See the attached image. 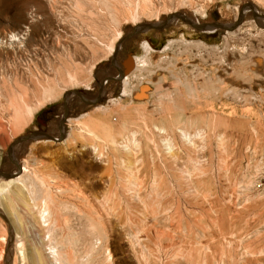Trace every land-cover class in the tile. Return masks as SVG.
Listing matches in <instances>:
<instances>
[{
  "label": "rangeland",
  "instance_id": "1",
  "mask_svg": "<svg viewBox=\"0 0 264 264\" xmlns=\"http://www.w3.org/2000/svg\"><path fill=\"white\" fill-rule=\"evenodd\" d=\"M251 6L264 15V0H0V171L21 167L0 176V264H264ZM243 9L230 30L141 31ZM100 87L61 119L66 92ZM40 130L57 139L15 142Z\"/></svg>",
  "mask_w": 264,
  "mask_h": 264
},
{
  "label": "water",
  "instance_id": "2",
  "mask_svg": "<svg viewBox=\"0 0 264 264\" xmlns=\"http://www.w3.org/2000/svg\"><path fill=\"white\" fill-rule=\"evenodd\" d=\"M250 9L252 10V13L254 14L255 17H259V18H264V15L262 14H258V12H256L253 8V6L250 7ZM247 9H243L241 10L238 15H237V19L232 22V23H221V22H216V21H212V22H201V23H196V22H192L188 17L184 16L183 14L181 13H174L172 15H168L167 18L163 21H160V22H157V23H154V24H144L143 27L141 28V31L142 30H145V29H148L150 27H154V28H163L170 20L171 18H174V17H178L180 18L182 21L190 24L191 26H193L194 28L196 29H200V30H204L206 28H209V29H215V28H222V29H226V30H230V29H233L236 27L237 23H238V20L240 19V17H242V13H244V11H246ZM113 58L115 56V52L114 54H112ZM117 70H118V74H121V71L120 69L116 66ZM128 70V69H127ZM119 76L117 77H110L109 79H118ZM104 83V82H102ZM102 92V87L99 88L98 90V95L92 100V99H87V98H84L80 93L76 92V91H73V92H66L63 96V112H62V119H64L66 117V105H65V101L66 99L70 96L71 93H74V94H77L81 100L84 102V103H87V104H92V103H95L96 101H98V99L100 98V93ZM35 136H44V137H47V138H50V139H57L55 138L54 136H51L49 135L48 133L46 132H42V131H34L32 133H29V134H26L24 136H21L20 138H18L15 142H18V141H23V140H30V139H34ZM10 148H12V144L11 146L7 149V152L9 154V151H10ZM20 165L17 164V170L16 171H13L9 174L7 173H4V172H1L0 171V176H4L6 178H11L17 174L20 173Z\"/></svg>",
  "mask_w": 264,
  "mask_h": 264
},
{
  "label": "bare ground",
  "instance_id": "3",
  "mask_svg": "<svg viewBox=\"0 0 264 264\" xmlns=\"http://www.w3.org/2000/svg\"><path fill=\"white\" fill-rule=\"evenodd\" d=\"M254 8V7H253ZM254 10H255V8H254ZM256 11V10H255ZM257 12V11H256ZM243 14V13H242ZM259 14V13H258ZM260 15V14H259ZM242 16V15H241ZM259 18V17H258ZM190 20L192 21V22H196L197 23V21H196V19L194 20V19H192V18H190ZM176 21V19H171L169 22L170 23H174ZM187 26H190V25H187ZM204 30H213V29H209V28H206V29H204ZM143 47H145V48H149V45H148V43L147 42H145V41H143ZM144 48V49H145ZM129 66V65H128ZM117 76H119L118 77V79H120L121 78V75L120 74H117L116 76H112V77H117ZM105 82H106V80H105ZM121 91H122V89H121ZM125 90H123L122 92H124ZM70 95H73V94H70ZM37 137H39V136H35L34 137V139L35 138H37ZM24 142H22V145H24V144H26V141H28V140H23ZM21 169V168H20ZM14 178H16V177H14ZM8 180H12V179H8ZM4 184V183H3ZM10 187V186H9ZM5 188V187H4ZM6 190V189H5ZM4 191V190H3ZM10 191V190H9ZM0 192H1V189H0Z\"/></svg>",
  "mask_w": 264,
  "mask_h": 264
},
{
  "label": "flooded vegetation",
  "instance_id": "4",
  "mask_svg": "<svg viewBox=\"0 0 264 264\" xmlns=\"http://www.w3.org/2000/svg\"><path fill=\"white\" fill-rule=\"evenodd\" d=\"M119 69H120V71H121V76H122V74H123V70L121 69V67L120 66H117ZM118 71V70H117ZM66 118V117H65ZM62 119V118H61ZM36 120H37V122H39L40 124H42V123H44V121L42 120V118H40V117H37L36 118ZM62 122V121H61ZM59 123V122H58ZM57 123V124H58ZM41 131V130H40Z\"/></svg>",
  "mask_w": 264,
  "mask_h": 264
},
{
  "label": "built area",
  "instance_id": "5",
  "mask_svg": "<svg viewBox=\"0 0 264 264\" xmlns=\"http://www.w3.org/2000/svg\"><path fill=\"white\" fill-rule=\"evenodd\" d=\"M123 75V74H122ZM125 78V75H123V79Z\"/></svg>",
  "mask_w": 264,
  "mask_h": 264
}]
</instances>
